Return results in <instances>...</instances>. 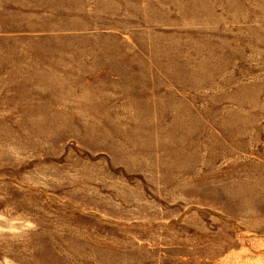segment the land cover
I'll use <instances>...</instances> for the list:
<instances>
[{
  "label": "rangeland",
  "instance_id": "374dc122",
  "mask_svg": "<svg viewBox=\"0 0 264 264\" xmlns=\"http://www.w3.org/2000/svg\"><path fill=\"white\" fill-rule=\"evenodd\" d=\"M0 264H264V0H0Z\"/></svg>",
  "mask_w": 264,
  "mask_h": 264
}]
</instances>
